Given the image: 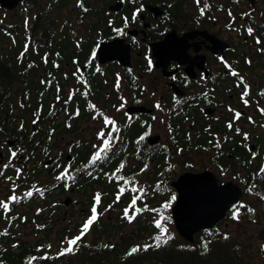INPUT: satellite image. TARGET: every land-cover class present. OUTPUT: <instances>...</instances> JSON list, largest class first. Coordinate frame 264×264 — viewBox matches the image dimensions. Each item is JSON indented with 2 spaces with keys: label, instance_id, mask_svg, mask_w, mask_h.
Returning <instances> with one entry per match:
<instances>
[{
  "label": "flooded vegetation",
  "instance_id": "flooded-vegetation-1",
  "mask_svg": "<svg viewBox=\"0 0 264 264\" xmlns=\"http://www.w3.org/2000/svg\"><path fill=\"white\" fill-rule=\"evenodd\" d=\"M102 43L117 44L122 59L112 55L102 62L98 53ZM245 85L247 96H243ZM262 110L264 0H0V201L9 205L7 210L0 208V264H90L87 256L94 245L122 248L130 236L138 243L142 225L136 217H142L145 191L134 206L141 211L136 215L130 213L134 207L129 211L135 216L132 222L138 223L136 230L124 210L133 196L141 195L148 175L172 186L186 173L210 172L223 185L233 182L221 183L217 175L223 176L239 162L246 178L243 188L236 186L243 197L254 194L255 179L248 180L246 168L264 164V135L247 144L244 124L264 123ZM52 116L55 129L50 128ZM105 117L116 122L120 136L107 154L106 182L113 187L110 192L98 191L110 200L106 221L113 223L114 239L97 243L82 238L73 252L60 255L68 247L65 237L79 235L88 215L81 223L79 219L86 210L90 215L94 204L96 193L91 191L87 204L83 199L90 197L79 186L99 175L97 163L90 161L97 151L93 146L102 143L98 133L103 130L107 135L111 130L105 127ZM156 117L164 131L153 125ZM86 122L91 128L81 129ZM145 133L151 136L137 143ZM155 137L159 141L150 144ZM233 147L238 151H229ZM148 151L165 156L169 175L161 171L156 176L151 167L142 168ZM242 151L248 152L247 160ZM191 153H209L215 173H195L186 166L174 180L175 168L168 167L186 163ZM88 167L90 177L84 174ZM232 170L238 175L237 168ZM9 184L15 201L2 198L1 190ZM121 187L125 191L117 200ZM172 189L177 200L179 193ZM28 192L32 195H25ZM56 192L58 199H52ZM79 195L82 200L75 199ZM242 198L224 219L195 238L207 239L211 230L228 234L235 226L228 222L233 213L238 209L241 215ZM27 206L38 208L31 214L19 209ZM55 224L65 226L56 230L53 242L49 236Z\"/></svg>",
  "mask_w": 264,
  "mask_h": 264
},
{
  "label": "trees",
  "instance_id": "trees-1",
  "mask_svg": "<svg viewBox=\"0 0 264 264\" xmlns=\"http://www.w3.org/2000/svg\"><path fill=\"white\" fill-rule=\"evenodd\" d=\"M2 63L3 65H7L5 61H3ZM8 64L11 65V62H8ZM22 69L18 70V72L24 73L21 72ZM24 89L26 90L27 86H25ZM28 112L29 110H24V113ZM49 123L51 129L56 128L57 124L54 116L49 118ZM229 151L237 152L238 150L233 147L229 148ZM240 154L243 157V160L248 159L247 151H242L240 152ZM146 156V161H144V159L142 158V168L145 166V169L148 168L149 170V168L151 167L150 171L152 169L153 171H156V176H158L159 172L161 171L162 175H169V173H167L164 169L167 166L165 163L164 155L162 156V154L159 152L154 153L148 151ZM85 159L86 158H84V160ZM108 164L109 161L107 159L97 162V165H95L94 168H97L96 170L99 171L98 177H93V182L86 179L81 183V185L79 186V190H83V194L85 196L90 197L89 194L91 193V191H93L94 193H97L99 190H103L104 192L111 191L113 185L106 182V174H108L109 172ZM90 171L91 169L88 167L84 170V174L90 177L92 176L89 173ZM246 173L249 181H251L253 178L255 179V181L252 183L254 194L258 197H264L263 162L262 164H260V168L253 167L249 164L246 168ZM150 176L151 175H148V177ZM152 185H158V183L153 182ZM247 187H249L248 182H246L245 184V192H248L246 191ZM149 188L145 190L142 186L143 193L145 191V193L147 194V199H142V213L144 212L146 214V222H143L142 217H136V219L139 220V226L142 225V230H140L138 233L140 236L138 243L132 236H130L129 238L125 239L128 244L124 245L122 248L100 246L101 244H99V246L94 245L89 249L87 256L90 260V264H243L239 245L235 242V240L229 238V236L224 233L215 234L214 230H211V233L209 234L207 239L199 240L200 238H195L194 243L186 242L184 240H181L178 243H173L171 240H168L167 243H161L159 247H156L155 237H153L152 234L159 233L156 229L157 227L155 226L159 217L158 210L164 207L168 200L170 202L172 195L176 196V192L172 189V186L169 182H163V185H161L160 189L151 190ZM162 198H166L168 200L161 201ZM161 202H163V204H160ZM102 203H104V206L99 207V213L101 214V216L105 215V213L107 212L110 205V200L103 198ZM175 203L176 200L171 201L170 206L167 208V211H165V215H170L172 217L171 210ZM238 208L242 210L241 216L247 218L248 207L238 206ZM95 227L97 229L94 233L93 240L97 243L103 240L114 239L113 234L115 232L112 222H103V220L100 219L96 223ZM51 232L52 231L50 230V235ZM71 235H74V232H72ZM111 236L113 237L111 238ZM225 236H227L228 238L225 239ZM74 237L72 236L71 238ZM82 240L85 241L86 236H83ZM140 241H145L143 242L142 246L139 244ZM206 243L208 245L207 250H205L204 247ZM145 245H152V247H149L145 250ZM136 247H138L139 250L135 253L129 254L131 252V249ZM261 252L264 257V250H261ZM41 255H44V251L42 250L40 253V257ZM112 258H116V260L114 262L109 261V259ZM17 264H19V262H17Z\"/></svg>",
  "mask_w": 264,
  "mask_h": 264
},
{
  "label": "rangeland",
  "instance_id": "rangeland-1",
  "mask_svg": "<svg viewBox=\"0 0 264 264\" xmlns=\"http://www.w3.org/2000/svg\"><path fill=\"white\" fill-rule=\"evenodd\" d=\"M155 121L153 123L155 128L157 129L158 124H159L160 128L164 131V128L162 127L164 125L162 124L163 122H162V120H160V117H156ZM158 121H160V122H158ZM80 128L81 129L84 128V130L85 129L88 130V128H91V127L89 125H87V122H86V123L81 124ZM244 131H245V134H247V138H248L247 144H249V145L255 144L256 142H253L254 139L264 135V123L253 121V124H252L250 121H247V123L244 124ZM84 134H86V133H84ZM157 134H160V133L156 132L155 135H157ZM245 134L243 135V138H245ZM146 136H148V135H146ZM149 136H151V135H149ZM163 137H167V136L164 134ZM65 140H66V143L68 144V142L70 141V136L66 135ZM245 143H246V141L244 140L243 145ZM187 157H188V160L186 161V163L185 162H177V164L174 167H172V166L168 167L169 170H171L172 168H175V172L171 175V176H173L174 180L180 174V173H178V171L180 170V172H181V170H182V172H183L185 170L186 166L188 167L187 171L191 170L192 172H195V173H198V172L200 173L203 171H212L215 173V168L213 167L212 163L210 162L211 155L209 153H207V154H200V153L192 154L191 153ZM176 159H177V157L175 158V160ZM233 168H237L238 175H235V172H233V170H232ZM219 174L220 175L219 176L217 175V178L219 179V181L221 183L233 182L235 185H238L241 188H243V185H242L243 177L246 178V176H245L244 172H241V164L239 162H235L233 164V167H231V169L229 171L224 172L223 176H221V173H219ZM41 180H42V178H41ZM148 180L151 183L146 184L145 189H148L149 187H150L149 189H151V190L160 189L161 185H163L162 180L158 183V185H152L154 182L153 178L147 177L146 181H148ZM170 181H173V180L171 179ZM52 183H53V181H52ZM1 194L3 195L2 198H9V197L15 195V190H13L11 184H9V186L7 188L1 190ZM59 194L57 192L55 194H53L52 199H58ZM97 194H99V193L97 192L95 194V196L92 197V200L94 203L93 206L95 205L97 210H100L99 207H103L104 203H102V199H103L102 197H100L98 203L96 202L95 197L97 196ZM75 199L82 200L80 198V195L76 196ZM165 200H168V199H166V198L161 199V201H165ZM83 201H85L87 204L88 203L90 204L91 203V197L89 199L84 198ZM168 203H169V200L166 202V204H168ZM160 204H163V202H161ZM97 205H100V206H97ZM242 205H244V207H248V209L249 208L253 209L254 212H248L247 218L239 215L238 220L240 221V223L234 222V220H236V219H233V218L231 220H229L228 222L231 225H235V226L230 227V230H227V233H228L227 235L230 236L229 238L234 239L235 242L239 245V250L241 252V258H242L243 264H264V258H263V254L261 252V249L263 246L262 242H264V197H258L255 194L249 193L247 197L244 196L242 198ZM36 208H38V207L31 208V207L27 206V207H20L19 209L21 211H27L28 214H31V212L33 210H35ZM60 208L64 209V207L61 205H60ZM87 208L88 207L83 208V210H86ZM125 208H129V206L127 205ZM167 208L162 207L158 210L159 217H158L157 222H159L161 224L162 228L167 229V234L171 235V237H172V239H170V240L173 243H178L181 241V239L175 230V226H174L172 217L170 215H165L166 214L165 211H167ZM91 209L92 208H90V215L88 214L87 210L84 212L83 216L79 219L80 223H81L82 219L84 217H86V215H88V219L91 217V215H92ZM130 209L131 208H129V211H130ZM136 209H138V206L134 207V209L131 210L130 213H133L136 215V213H134L136 211ZM77 211H81V208L79 207V209ZM114 213H113V215H114ZM108 216H109V212L107 211L105 213V215H103V219L106 221ZM145 216H146V214L143 212L142 218H143L144 223L146 222ZM98 219H100V216L97 214V220L93 222V224L90 226L89 230L85 234L87 241H93L94 233H92V230L94 228L95 223L98 221ZM60 221L62 222V220H60ZM73 222H75L74 219L72 220V223ZM63 224H67V222L65 221ZM63 224H60V225L55 224L54 225V229H53L54 231L49 236L50 241L55 242V240L57 238V234H55V233H57L56 230L58 228L64 227L65 225H63ZM129 224H130L131 228H133V230H136L135 225L137 223H134V222L130 223L129 222ZM61 225H63V226H61ZM31 226H32L31 229H33L34 233H35L34 227H36V225L34 224V226H33V224H32ZM156 229L158 230L159 233L158 234H152L153 237H156V236L161 234V228H156ZM222 230H223V228H222ZM79 235H80V233H79ZM65 239L69 240L72 238L71 237L68 238L66 236ZM138 240H139V238H138ZM143 242H145V241H142V243Z\"/></svg>",
  "mask_w": 264,
  "mask_h": 264
},
{
  "label": "water",
  "instance_id": "water-1",
  "mask_svg": "<svg viewBox=\"0 0 264 264\" xmlns=\"http://www.w3.org/2000/svg\"><path fill=\"white\" fill-rule=\"evenodd\" d=\"M116 45L115 43L100 45L98 53L102 62L110 60L112 55L115 59H122ZM154 50L156 55L155 47ZM158 141L159 138L155 137L149 143L154 144ZM172 186L179 193L172 207L173 221L180 237L190 243H194L197 233L213 228L224 219L227 212L240 201L244 194L243 190L233 183L219 185L210 172L186 173Z\"/></svg>",
  "mask_w": 264,
  "mask_h": 264
},
{
  "label": "snow or ice",
  "instance_id": "snow-or-ice-1",
  "mask_svg": "<svg viewBox=\"0 0 264 264\" xmlns=\"http://www.w3.org/2000/svg\"><path fill=\"white\" fill-rule=\"evenodd\" d=\"M199 2H200V0H197V3H199ZM206 7H207V5H205V8ZM138 11H140V10H138ZM203 11H204V9L202 8L201 14H203ZM229 15H231V13H229ZM135 18H136V14L133 15V20H135ZM125 26H127V20L125 21ZM117 31H121V30L118 29ZM248 32H249V34H251L252 29L249 28ZM78 71H79V69H78ZM97 71H99V68H97ZM233 75H235V73H233ZM117 87H119V81L117 82ZM247 95H248V90H247V85H245V90H244L243 96H247ZM245 103H247V101H245ZM122 106L123 105H121V107ZM157 107H159V104H157ZM262 111H264V110H262ZM239 116H240V114L236 113V118H239ZM104 122H105V127L111 126V130L107 133V135H105L103 130H101L98 133V139H100L102 141V143L100 145H94L93 146L94 148H97V151L94 152L92 155V158L90 161V164H92V165H95L98 161H102L104 159H107L108 152L112 149L113 145L120 139L119 128L117 127L116 122L110 118H107V117H105ZM229 127H231V125H229ZM237 131H239V129H237ZM113 133H116V135L114 136ZM146 135H148V133L141 135L139 137L137 143H139L140 141H143L145 139ZM245 138L247 139V134H245ZM15 156H16V153L13 152L12 157H15ZM8 166H10V165H5L4 167H8ZM123 167H124V164L122 163L120 165V169H123ZM118 171H119V169H118ZM57 178L60 179L61 177H57ZM119 179H123L125 181V184L129 183V180H127L124 177H119ZM124 191H125V188L121 187L120 192L117 195V200L120 199V195L123 194ZM132 191L135 192V191H137V189L133 188ZM139 191H140L141 195L140 196H133L131 204L129 205V208H133L136 204V201L138 199H140L141 196L143 195V189H140ZM25 195L31 196L32 193L28 192ZM9 199L12 201H15V200H17V197L15 195H13V196L9 197ZM95 199H96V202L98 203L99 199H100V194H97ZM175 200H176V196L172 195L171 201H175ZM171 201L168 204H165L164 207L165 208L169 207ZM8 207H9V205L7 202L0 201V208L7 210ZM240 207H244V205H240ZM129 208H126L124 210V215H125V218H127L129 220V222L131 223L132 220L135 218V216L134 215L129 216ZM139 211H141V209H136V212H139ZM248 211L254 212V210L251 208H249ZM91 213H92L91 217L83 224V226L80 230V235H78L72 239H69L68 240V247L61 249L60 255H65L67 253L73 252V250H74L73 246L78 245V241H80L83 238V236L87 233V231L89 230V228L93 224V222L97 220V208L95 205L92 207ZM233 219H236V220L239 219V210L238 209L233 213ZM156 227L161 228V234L155 237V241H156L155 246L159 247L161 243H167L168 240L172 239V237H171V235L167 234V229L162 228L161 224L159 222H157ZM227 238L228 237L225 236V239H227ZM149 247H152V245H145V250ZM204 247H205V250H207V247H208L207 243L204 245ZM138 250H139L138 247L133 248V249H131V252L129 254L135 253ZM262 250H264V246H262Z\"/></svg>",
  "mask_w": 264,
  "mask_h": 264
}]
</instances>
